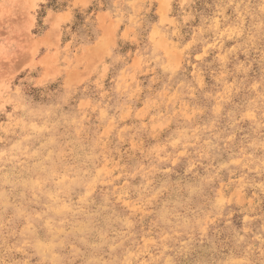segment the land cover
Instances as JSON below:
<instances>
[{
    "label": "rangeland",
    "instance_id": "obj_1",
    "mask_svg": "<svg viewBox=\"0 0 264 264\" xmlns=\"http://www.w3.org/2000/svg\"><path fill=\"white\" fill-rule=\"evenodd\" d=\"M0 264H264V0H0Z\"/></svg>",
    "mask_w": 264,
    "mask_h": 264
}]
</instances>
